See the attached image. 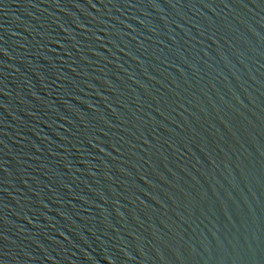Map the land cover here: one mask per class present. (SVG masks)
Segmentation results:
<instances>
[{
  "label": "water",
  "instance_id": "1",
  "mask_svg": "<svg viewBox=\"0 0 264 264\" xmlns=\"http://www.w3.org/2000/svg\"><path fill=\"white\" fill-rule=\"evenodd\" d=\"M0 264H264V0H0Z\"/></svg>",
  "mask_w": 264,
  "mask_h": 264
}]
</instances>
